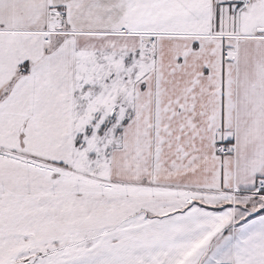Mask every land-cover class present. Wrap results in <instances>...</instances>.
<instances>
[{"label": "snow or ice", "instance_id": "snow-or-ice-1", "mask_svg": "<svg viewBox=\"0 0 264 264\" xmlns=\"http://www.w3.org/2000/svg\"><path fill=\"white\" fill-rule=\"evenodd\" d=\"M0 264H264V0H0Z\"/></svg>", "mask_w": 264, "mask_h": 264}]
</instances>
